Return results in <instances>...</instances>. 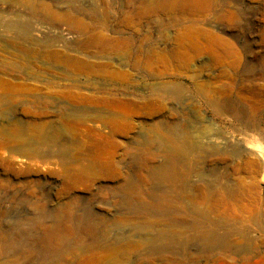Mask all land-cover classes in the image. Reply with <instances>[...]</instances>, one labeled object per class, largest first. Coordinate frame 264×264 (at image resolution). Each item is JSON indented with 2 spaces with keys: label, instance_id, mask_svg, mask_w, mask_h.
I'll return each mask as SVG.
<instances>
[{
  "label": "rangeland",
  "instance_id": "obj_1",
  "mask_svg": "<svg viewBox=\"0 0 264 264\" xmlns=\"http://www.w3.org/2000/svg\"><path fill=\"white\" fill-rule=\"evenodd\" d=\"M30 1L5 0L0 10V131L55 127L85 154L114 160L117 172L67 192L60 166L21 161L17 145L0 137V264H264V0H212L204 13L143 19L134 13L140 0ZM67 12L81 13L88 30L70 25ZM92 32L111 42L89 43ZM120 37L133 46L116 48ZM179 39L203 54L189 65L172 59ZM211 50L225 64L211 66ZM157 52L167 62L147 63ZM158 83L180 91L152 110L90 103L103 87L127 104L124 97L148 96ZM82 109L128 126L113 133L68 115ZM178 137L194 151L185 154L189 176L179 173L171 188L148 172ZM212 183L232 187L229 204L207 203Z\"/></svg>",
  "mask_w": 264,
  "mask_h": 264
},
{
  "label": "bare ground",
  "instance_id": "obj_2",
  "mask_svg": "<svg viewBox=\"0 0 264 264\" xmlns=\"http://www.w3.org/2000/svg\"><path fill=\"white\" fill-rule=\"evenodd\" d=\"M23 1L31 3L33 5L30 0ZM211 1L212 0H140L139 5L135 8L134 13L138 19L149 18V16L157 14L159 12L161 13L164 10L171 11L174 9H178L180 11L191 10L192 12L197 11L198 13H204L208 11L207 8L209 7V5H211ZM5 4V0H0V10H3ZM46 10L51 16H57V14L53 12L52 9L46 7ZM82 16L83 15L81 13L74 14L71 12H67L63 15L64 19L70 25H72L75 29L84 32L88 30V24L83 21ZM199 33L202 32L199 31ZM208 36L211 42H224V40H222L218 36H215L214 34L208 33ZM110 42L111 39L109 37L100 33L96 34L92 32L89 37V43L108 44ZM133 44L134 42L132 38L120 37L115 41L116 48L132 47ZM177 46L178 47L176 49L171 50L169 57L185 65L192 64V62H194L197 57L203 54V51L199 48L189 51L184 41L180 39L177 42ZM137 51L140 52L141 49L138 48ZM210 56H212L211 66L222 65L227 61L225 57H223L219 52L215 50L210 51ZM150 59H152V61H162V63H165L167 62L168 57L163 52H157L153 58H150V56L148 57L147 63H150ZM238 64L239 63L237 62V60H235L234 62L229 63V68L235 69ZM149 90L150 94L148 96L144 95V97L142 98H134L133 101L124 97V101H126L127 103L124 104V102L117 98V94H115L111 89L103 87L99 91L101 95H98L99 97L91 100L90 103L91 105L106 107L107 109H109V111L114 109L118 111L119 109L120 112L124 110L126 112H131L135 110H143L146 108L152 110L154 107L158 106L160 102H164L165 97L163 95L176 94V92L180 91V88L177 86H171L169 84L158 83L156 85H153ZM169 97L172 98L171 96ZM5 100L6 97L0 95V104H2ZM137 101L138 104L136 103ZM139 104H142V106H139ZM39 106L40 103L35 104V107ZM210 106L214 107V105L212 104H210ZM68 115L74 116L75 118H78L84 122L92 121L93 123H95L94 125H97L98 127H104L106 129H111L113 133L117 132L121 126H128L127 123L123 124L119 117L115 116L114 113L106 119H102V117H99V115H89L84 109L77 110ZM60 135L61 132H59L55 127L48 129V127L43 124L34 127L30 134L27 130L19 129L18 127L4 128L0 131L1 138H5L6 140L14 142L17 145L16 151L21 161H32L35 163V167L37 168L39 167L37 159H41L44 165L57 164V166H60L63 178L62 187L67 192H69V190H75L80 188L81 186H84V183L87 182L88 179H91L96 173L105 171L106 174L111 173L114 175V172H117L114 160L102 161V157H100L101 155L91 157L90 155L84 153L81 143H78L77 141L75 143L74 141L69 140L65 137L61 138ZM190 151H194L193 146L188 141L184 140V138L178 137L177 140L172 141L169 145L163 148V153L165 155L166 161L160 165L155 166L154 168H151L148 172L149 178L162 181L173 188L174 184H177L176 181L179 173L184 174V179H186L190 174L189 172H187L186 168L184 169L185 154L190 153ZM52 160H54V162L50 163L52 162ZM261 179L264 182V168ZM185 184L186 183L182 182L181 186L179 185L181 188L180 191L182 194L189 195L192 191L191 189L193 188H190L189 185ZM127 186L128 189L132 188V184H130V181H127ZM207 189L210 191V193L207 194L205 200H207V203L211 205L213 209H217L218 207L224 206L225 204L227 205V195L235 193L231 186H221L217 183L210 184ZM168 193L169 192H167V194ZM35 203L38 204V201L34 202L33 204ZM30 220L34 221L36 220V218H25L24 222L26 223ZM44 227L46 228H43L45 237L52 238V230H50L51 227ZM205 237L207 238L206 240L208 242H210L211 239H214L215 242L218 241V239L214 236ZM227 252L233 253L229 250H227Z\"/></svg>",
  "mask_w": 264,
  "mask_h": 264
}]
</instances>
